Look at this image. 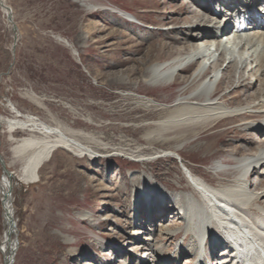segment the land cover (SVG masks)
Instances as JSON below:
<instances>
[{
    "label": "rangeland",
    "instance_id": "obj_1",
    "mask_svg": "<svg viewBox=\"0 0 264 264\" xmlns=\"http://www.w3.org/2000/svg\"><path fill=\"white\" fill-rule=\"evenodd\" d=\"M192 10L197 8L185 0H0V117L15 119L19 113L37 119L96 154L90 158L59 149L43 166L40 182L15 185L11 208L19 250L14 264H135L136 256L130 254L134 238L149 235H132L139 228L133 227L131 174L144 173L146 194L155 189V180L172 189L188 182L178 157L160 155L143 166L130 154L172 151L176 143L163 139L184 135L186 164L214 183V163H226L235 145L238 156L254 152L257 144L243 132V124L250 121L245 115L183 130L156 124L170 116L178 97L193 91L187 81L197 64L170 84L153 87L143 79L149 67L172 62L187 47L185 28L191 25ZM125 14L136 20L128 21ZM253 81L233 90L228 103H246ZM228 86L227 81L219 93ZM140 99H152L167 109L147 108ZM147 133L154 138L151 145L144 140ZM27 135H11L6 125L0 126V155L9 172L18 174L20 163H14L11 150ZM4 176L0 164V192ZM261 179L264 169L249 177L253 192ZM2 199L0 195V264L6 259ZM170 202L157 205L154 219H145L142 231L155 228L154 234H159L160 225H181L180 216L173 218L175 211H169ZM144 211L143 205L141 215ZM82 212H90L94 221H81L77 214ZM182 237V232L177 241L159 236L155 244L169 255ZM188 259L169 264H188Z\"/></svg>",
    "mask_w": 264,
    "mask_h": 264
},
{
    "label": "bare ground",
    "instance_id": "obj_2",
    "mask_svg": "<svg viewBox=\"0 0 264 264\" xmlns=\"http://www.w3.org/2000/svg\"><path fill=\"white\" fill-rule=\"evenodd\" d=\"M185 1L198 10H192L191 17L188 15L192 22L185 28L187 34L184 44L187 47L183 48L184 51L180 49L172 62L149 67L143 81L153 87L170 84L182 72L197 64L187 81L189 86L194 85V89L188 96L178 97L172 108L170 107L171 110L169 109L170 116L156 124L161 128L174 124L179 128L177 130H183L200 124L212 127L216 121L245 115L250 121L243 124V132L252 145L257 144V147L251 154L238 156L240 148L235 145L232 148L234 153L228 154L230 158L226 163H214L211 169L217 177L214 183L198 177L193 168L186 164L182 155L184 140L187 139L184 135L163 139L165 143H176L172 151H155L146 155L138 151L130 154L129 156L134 157L143 166L160 155L178 157L188 182L186 187L172 189L155 180V189L146 194L141 185L145 182V178H142L144 173L131 174L135 200L133 227L139 228L135 229L132 235H149L144 240L140 237L134 238L133 251L129 253L136 256V262L134 259H131V262L169 264L190 256L192 259H188V264H264V179L259 181L254 192L248 184L253 173L264 169V7H259L264 4V0ZM204 13L208 14V18ZM124 17L131 22L136 20L130 14H125ZM197 41L199 43L195 45ZM209 70H212L210 74ZM249 79H254L251 83V91H254L248 94L247 102L231 106L228 103L230 94L238 87L249 84ZM227 81V92L220 94L222 85ZM140 100L147 108L167 109L152 99ZM12 112L18 113L15 109ZM2 125L7 126L11 135L17 131L29 133L18 139L12 147L14 163L19 162L20 169L18 174L11 172V177L9 174L4 176L0 192L5 217L4 264H14L15 254L19 250L11 208L15 185L40 182L43 166L59 149L90 158H95L96 154L63 131L29 116L23 117L18 113L15 119L0 117V126ZM152 133L144 136L149 145L154 139ZM253 135L257 136L255 141ZM160 141L162 142L161 139ZM0 164L3 167L1 162ZM167 201H171L173 206L169 211H175L172 215L176 216L173 218L180 216L181 225L175 228L160 225L159 234H154L157 231L155 228L142 231L144 220L152 221L157 205L162 207L169 204ZM143 205L145 211L141 215ZM77 216L81 221H94L90 212L78 213ZM181 232V241L169 255H166L165 249L155 244L159 236L174 241L179 238ZM65 239L67 243H73L72 239ZM95 243L105 250L106 246L99 238H95ZM146 245H149V248L141 252ZM221 247L220 256L215 258L216 251ZM149 252H153V255ZM148 255L152 259L145 262L144 257Z\"/></svg>",
    "mask_w": 264,
    "mask_h": 264
},
{
    "label": "water",
    "instance_id": "obj_3",
    "mask_svg": "<svg viewBox=\"0 0 264 264\" xmlns=\"http://www.w3.org/2000/svg\"><path fill=\"white\" fill-rule=\"evenodd\" d=\"M0 162L3 164V170H4L5 175L9 174V176L11 177L12 173L11 172L9 173V171L6 169V167L4 165V161H3L2 157H1V155H0Z\"/></svg>",
    "mask_w": 264,
    "mask_h": 264
}]
</instances>
